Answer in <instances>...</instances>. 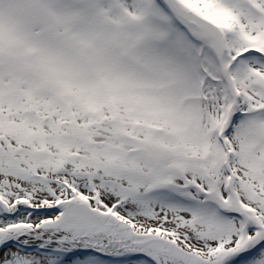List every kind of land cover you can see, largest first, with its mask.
<instances>
[{"label":"rangeland","instance_id":"374dc122","mask_svg":"<svg viewBox=\"0 0 264 264\" xmlns=\"http://www.w3.org/2000/svg\"><path fill=\"white\" fill-rule=\"evenodd\" d=\"M161 1L166 8L161 4L159 14L150 15L144 0H0V38L7 37L0 43L1 70L9 69L12 58L2 42L20 43L22 35L27 39L22 53L60 37L61 44L54 46L58 56L74 54L78 45L86 55L71 56L79 72H69L68 90L31 81L24 85L0 72V89L5 90H0V127L11 130L13 138L10 148L0 143V264H150L130 253H143L156 264H195L151 239L174 242L208 264L220 251L225 254L217 264H264L262 208L257 215L242 213L244 220L210 205L218 196L235 199L226 181L241 176L239 167L254 176L240 187L244 197L254 201L255 192L264 197V0H177L190 11V24L168 0ZM180 26L187 32H179ZM220 29L231 32L229 52ZM186 34L196 39L193 57L200 74L195 72V80L187 64ZM180 47L186 52L179 54ZM120 51L126 58L119 57ZM117 75L123 84L115 83L111 93L107 85ZM47 85L53 91L44 106L35 91ZM19 88L34 105L39 122L20 112L15 98L12 109L6 106V97ZM142 94L154 98L147 111L150 104L163 103L176 128L173 137H185L184 131L214 153L220 150L217 139H222L214 122L227 120L231 107L239 108L234 112L243 115L228 118L232 126L224 133L236 164L232 167L230 161L228 172L224 156L221 161L217 157V163L209 161V173L204 163L184 153L177 138L161 136L141 144L147 126L137 138L133 124H148L137 99ZM193 108L199 116L191 114ZM86 112L97 116L87 117ZM53 116L62 125L58 130ZM59 117L68 120L62 124ZM127 134L136 138L130 142ZM43 164L48 173L39 167ZM172 187L180 195H172ZM131 189L141 194L130 195ZM214 209L220 218L212 215ZM76 237L82 240L74 246ZM130 239L134 244L149 241L136 248ZM84 241L105 256L89 249L80 254ZM18 244L40 246L52 255L21 251Z\"/></svg>","mask_w":264,"mask_h":264},{"label":"trees","instance_id":"16d2710c","mask_svg":"<svg viewBox=\"0 0 264 264\" xmlns=\"http://www.w3.org/2000/svg\"><path fill=\"white\" fill-rule=\"evenodd\" d=\"M144 1L148 3V9L150 10V12H149L150 15L151 14L152 15H158L159 10H161V4H163V6L165 7L164 3L161 0H144ZM56 16H58V14H56ZM67 30H69L70 32L72 31L71 29H67ZM184 30H183V27H181V26H180V29L178 28L179 32H182V31L187 32V30H185V31ZM220 32L222 33V37L224 38L222 41V45L224 46V49L226 50L225 52H229L230 45H228V43L231 42L230 41L232 38L231 32L229 30H225V29H223V30L220 29ZM17 35H20L18 33V31L16 33V36ZM174 35L175 34H173L172 37ZM185 36H186L185 39H186L188 45H190L188 47V50H187V52L189 51L188 53L190 54L189 63H187V64L189 65V70L191 71V69H192L193 74H194V75L192 74L191 78H192V80H195V78H196L195 72H196V74H200V71L198 70V68L200 69L199 63H197V61L193 57L194 52H195L193 47L196 46V43H195L196 39L192 35L187 36V34H186ZM3 38H7V37H1L0 43H1V40ZM19 42L20 43H17L15 41L14 43H12V39H10L9 41L4 40L2 42V46H3L4 50L6 51V54L11 55L12 58H9L11 65H10L8 70H1L3 68L0 67L1 74L4 73L6 78H9L11 80L17 79L18 81H22L24 83V85L31 81V82H37L40 84H48L51 86L55 84V85L61 86L60 88L65 89V90H68L70 88V86H69L70 81H68L69 83H67V78L69 76L68 75L69 72H73V71L79 72V68L76 66L75 63H72V60H70V58H71V56L77 55V54L82 55L83 57H86V55H84L82 52L83 51L82 45H78L76 47V49H75L76 51L74 50L75 51L74 54H71V52H70L64 56H58L54 51V46L61 44V38L60 37H58L51 45L47 44L46 47H39L37 50L33 49L32 52L28 53V54L22 53L23 51H26L27 39L22 35L19 38ZM180 49H181V52H179V54L186 52V49H184L183 47H180ZM231 49L232 48H230V50ZM145 55L147 56V53ZM119 57L120 58H123V57L126 58L124 51L119 52ZM89 58H90V63H91L92 69H93V67L95 66L94 61H93L95 59L94 53ZM115 83H119L120 85L123 84V82H121L119 80L118 75L116 76V78L112 79L107 85V87L109 86V89H110L109 91L111 93H112V91L114 92L113 87L115 86ZM48 85H47V87H48ZM43 87H45V86H43ZM0 88H2L1 83H0ZM103 88L105 89L104 86H103ZM133 88L135 89L136 93L140 92L138 87H133ZM0 90H3V89H0ZM17 90L18 91L15 93L14 96H12L10 98L6 97V102H5L6 106L9 105V108L12 109L13 107L10 106V104L13 103L14 98H15V99H17V102L21 108L20 112L22 111L23 114H25L26 112H29L32 116L35 117L36 121L39 122L40 120L37 117L38 114L34 111L35 110L34 105L30 104L28 96L21 93L23 88H22V90H20V88ZM3 91H5V90H3ZM52 91L53 90H51L50 86L48 88L45 87L44 90L35 91L36 97L40 100V102H42V105H44V106L46 105V101L48 100L49 97L52 96L51 95ZM19 92H20V94H19ZM17 95H19V96H17ZM106 98L109 99V102L116 105L114 98L109 93H108V96ZM137 99H139L138 101L141 105L140 110L142 108L145 110V114L143 115L142 120L144 122H148V124L145 123L146 125H143V123H138L139 121L137 120L138 121L137 122L135 120V122L137 124L136 123L133 124L134 129L136 130L137 138L141 137L143 126H147L148 135L147 134L144 135V141L141 144H151L155 140H159V138H161V136L166 138V139L172 140L171 139L173 137L172 136V129L175 127L172 126L171 119H169L165 115V108H164L163 103L161 102L159 104L157 102L158 106L150 104V110L147 111L146 107H147L148 101L154 102V98L153 97L146 98L142 94L141 96H138ZM68 108H69V106L65 105L64 111L66 113L70 114L71 112L68 111ZM182 109L186 110V108H182ZM230 109H231V111H228V112H230V114L227 116V120H228V118L231 119L233 116L238 118V114L243 115V113L237 114L236 112H234L235 109H237L240 112L239 108L231 107ZM193 110H194V113H191V114H197L199 116L198 111H196L194 108H193ZM248 111H250V109ZM252 111H250V112H252ZM95 114L96 113H94V112H92V113L86 112L85 116L96 117L97 115H95ZM152 116H154V117H152ZM221 118H223V115H221ZM59 119L61 120V123L63 124L65 121L64 117H59ZM51 120H52L53 126L56 129H57L56 126H60V127L62 126V125H60L59 122H57V120L54 116L51 117ZM67 120L68 119H66V121ZM227 120H218V121L214 122V124H213L214 131L216 133H218V131H221V133H222V139L221 140L217 139L218 140L217 141L218 150H219V147H220V150L215 151V153L212 152V150L209 147H203L202 148V146H200L199 142L197 143L192 135H189L188 133H184V131L182 132V134L185 137H183L182 135L176 137L178 143L183 148L184 153L187 156L189 155L193 159L197 158L198 163L199 162L204 163L205 164V170H208L209 173L212 169L211 165H209V161H211L213 159V161H214L213 163H217V157H218V161L219 160L221 161V156L222 157L224 156V159L226 162L225 165H226L228 172H229V162L231 161L230 163H231L232 167L237 162V159L233 153L234 152L233 149L232 148L230 149V147L226 146V141L228 142V138L226 139V137H224V133H227L228 129H230V126H232L231 123H227ZM189 133H191V132H189ZM11 135H12L11 130L3 129L0 127V143H1V141H3L5 143V145L8 146V148L11 147L10 143L12 144V142H13V138L11 137ZM21 135L23 137L25 136L24 133H22ZM126 136L130 137V139L126 138V140H129L130 142H131V140H134V138H136L135 135H133V134H127ZM173 138L176 139L175 137H173ZM224 139H225V141L223 142ZM1 150H2V148L0 147V152H1ZM13 150L14 149L8 150V153L10 155H12V152L15 153V151H13ZM120 153L129 154L130 151L128 149H125V150H122ZM241 153H242V151H241ZM0 155H1V153H0ZM45 166L46 165L43 164L39 167H41V169L43 171H45V173H48L49 169H43ZM205 170H204V173H202V175L205 174ZM239 172L241 175L240 177H235V179H233V181H231L232 178L229 177L228 180L226 181L227 182V191H229L231 195H234L235 199H230L229 201H227V200H223L220 196H218V197L213 199V203H211L210 205H211V207L213 205L215 207V205H216L218 207V212H225L226 211L227 213L234 214L235 216H241L244 220H246V218H245L244 214H242V213H245L247 215L250 214L251 216L257 215L258 212L260 213V211H258V208L261 207L262 212L260 213L259 220H261L262 226L259 228H261L262 231H264V197H262L260 195H256V192H255V194L253 193V197H255V199H256L254 201H252V198L250 196H248V198L244 197V194L241 193L242 190L240 187H246L244 182L248 178L254 177V176H252L251 173H248V171H246L245 169H243L241 167H239ZM35 174H36V172L32 173L31 175L34 176ZM189 175H191V174H189ZM206 178H208L207 175H206ZM263 181H264V178L261 182H263ZM231 185L234 189V192H232ZM248 187L251 188L252 186H248ZM172 188H173V192L171 193L172 195H173V193L180 195V193L178 192V189H176L174 187H172ZM183 192L185 193L186 191H183ZM251 192H253V190H251ZM168 194H170V193H168ZM171 194H170V197L172 198ZM183 199H186V198L183 196ZM195 202H196V204H201V202H198V201H195ZM252 202H257L258 207L256 208L254 206V204H252ZM212 210H213V207H212ZM212 215L214 217L216 216L217 218H220V215H218V213L215 211V209H214V213H212ZM127 230L129 231L130 234H132L128 228H127ZM6 234H7V232H6ZM11 234H13V233H11ZM70 239H72V238H70ZM78 240H82V239L76 237L75 240L73 241L74 246L77 245ZM129 241H130V243H132L131 239ZM73 242H71L69 244L72 245ZM80 246L83 247L84 249L92 248L89 244L85 243V241ZM130 252H128V253H130ZM136 252H138V251H136ZM224 254L225 253H223L222 251H220L219 253H216V258L213 259L212 261H210L211 264H217L222 259ZM112 255L117 256L114 254H112ZM185 258L192 259L193 262H195V264H206L204 262L197 261L194 256L193 257H186L185 256Z\"/></svg>","mask_w":264,"mask_h":264},{"label":"water","instance_id":"95a60500","mask_svg":"<svg viewBox=\"0 0 264 264\" xmlns=\"http://www.w3.org/2000/svg\"><path fill=\"white\" fill-rule=\"evenodd\" d=\"M168 2L170 3L171 7L174 9V11L176 12V14L183 20L186 21V23H192L191 19H190V11L183 7L177 0H168ZM141 192L136 190V189H131L130 190V195H140ZM149 240H146L140 244H134L132 243L133 247L136 248H141L143 245H145L146 243H148ZM152 242H163L169 246H174L178 251H180L181 253H183L186 256H192L190 253H187L183 250H181L179 247L176 246V244L174 242H171L169 240L166 239H151ZM206 264H208L207 262H205Z\"/></svg>","mask_w":264,"mask_h":264},{"label":"bare ground","instance_id":"6f19581e","mask_svg":"<svg viewBox=\"0 0 264 264\" xmlns=\"http://www.w3.org/2000/svg\"><path fill=\"white\" fill-rule=\"evenodd\" d=\"M19 249L21 251H26V252H32L33 251V249H31V248H25V247H21V246H19ZM44 256H50V254H43L42 257H44Z\"/></svg>","mask_w":264,"mask_h":264}]
</instances>
